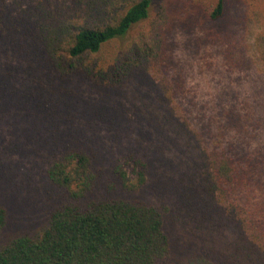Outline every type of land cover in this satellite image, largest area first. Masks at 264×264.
Wrapping results in <instances>:
<instances>
[{
    "label": "rangeland",
    "instance_id": "374dc122",
    "mask_svg": "<svg viewBox=\"0 0 264 264\" xmlns=\"http://www.w3.org/2000/svg\"><path fill=\"white\" fill-rule=\"evenodd\" d=\"M161 1L152 0V9ZM227 1L223 32H230L229 46L243 48L239 68L225 58L223 33L210 38L199 27L200 15L182 13L169 40L167 83H182L176 95L152 71H138L117 87H97L77 73L56 81L49 108L58 125L31 104L0 110V206L9 213L0 238L46 221V158L75 133L98 148L106 165L128 154L151 160L152 176L141 196L167 209L165 230L177 258L205 250L220 264H264V63L256 48L261 26L244 16L242 0ZM200 144L233 158L241 183L194 204L181 196L195 179Z\"/></svg>",
    "mask_w": 264,
    "mask_h": 264
},
{
    "label": "trees",
    "instance_id": "16d2710c",
    "mask_svg": "<svg viewBox=\"0 0 264 264\" xmlns=\"http://www.w3.org/2000/svg\"><path fill=\"white\" fill-rule=\"evenodd\" d=\"M228 4L162 0L152 9V0H0V110L31 104L55 126L49 104L57 80L79 73L97 87H117L138 71H152L167 83L169 40L182 13L200 15L199 27L210 38L223 33L225 58L239 68L243 48L229 46L230 32H223ZM241 4L247 20L261 26L256 48L264 63V0ZM172 84L177 88L167 87L176 95L182 83L174 78ZM195 150V179L181 198L198 204L241 183L225 151L201 144ZM45 163L47 219L36 230L1 237L0 264H220L205 250L173 254L167 209L141 196L152 176L148 157L128 154L106 165L98 148L70 133ZM8 221L0 206V235Z\"/></svg>",
    "mask_w": 264,
    "mask_h": 264
}]
</instances>
